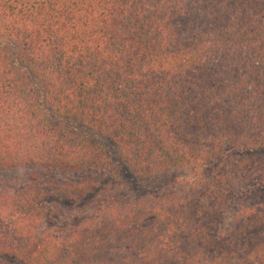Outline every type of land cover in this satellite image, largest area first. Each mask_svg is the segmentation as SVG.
I'll list each match as a JSON object with an SVG mask.
<instances>
[{
	"label": "trees",
	"instance_id": "trees-1",
	"mask_svg": "<svg viewBox=\"0 0 264 264\" xmlns=\"http://www.w3.org/2000/svg\"><path fill=\"white\" fill-rule=\"evenodd\" d=\"M119 163L203 187L3 188L0 264H264V0H0V169Z\"/></svg>",
	"mask_w": 264,
	"mask_h": 264
},
{
	"label": "rangeland",
	"instance_id": "rangeland-1",
	"mask_svg": "<svg viewBox=\"0 0 264 264\" xmlns=\"http://www.w3.org/2000/svg\"><path fill=\"white\" fill-rule=\"evenodd\" d=\"M114 169V170H113ZM113 169H98L86 172L77 173H45V170L37 169H20L2 170L0 169V190L3 188L18 189L26 185L32 184L34 181L40 183L49 181L51 179H58L60 181L77 180L86 175L94 176L100 179L104 184L111 183L110 187L114 185L117 189L120 187L124 193L129 195H136L139 191H145L146 188L153 186V189L157 192H169L179 195L180 197H191L196 195L203 187L202 180L195 172L191 170L179 171L168 175H163L159 179L153 181H139L129 171L121 166L120 163L116 164ZM118 169L119 173L114 171ZM120 184V185H119ZM120 190H118V193ZM242 193L245 190H241ZM54 207L63 211H69L72 207L68 204L60 202ZM247 210L241 206H235L234 209L228 213L226 218L227 226H231L241 218Z\"/></svg>",
	"mask_w": 264,
	"mask_h": 264
}]
</instances>
